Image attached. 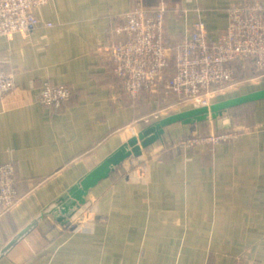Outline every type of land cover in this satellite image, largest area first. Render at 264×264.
I'll use <instances>...</instances> for the list:
<instances>
[{
  "label": "crops",
  "instance_id": "obj_1",
  "mask_svg": "<svg viewBox=\"0 0 264 264\" xmlns=\"http://www.w3.org/2000/svg\"><path fill=\"white\" fill-rule=\"evenodd\" d=\"M240 1L48 0L35 13L56 27L0 40V61L16 73V87L0 99V165L14 162L19 191L16 206L0 218V253L89 171L177 103L145 91L133 107L117 104L120 84L112 62L99 52L110 17L139 3L178 9ZM193 20L167 19L166 38L174 51ZM203 21L217 41L228 16L214 10ZM45 82L71 86L73 99L59 109L43 106ZM240 114L235 128L240 137L215 147L187 149L174 142L218 129L216 120L167 127L139 164L120 165L90 191L76 209L88 219L81 230L40 223L0 264H264V99L243 105Z\"/></svg>",
  "mask_w": 264,
  "mask_h": 264
},
{
  "label": "built area",
  "instance_id": "obj_2",
  "mask_svg": "<svg viewBox=\"0 0 264 264\" xmlns=\"http://www.w3.org/2000/svg\"><path fill=\"white\" fill-rule=\"evenodd\" d=\"M48 0H0V40L29 38L40 29L56 27L53 22H41L36 10ZM222 10L228 23L219 39L209 37L203 21L206 13ZM193 18L189 36L175 51L168 45L166 21ZM111 24L99 46V52L113 64L114 78L119 82L116 102L120 107H133L143 92L163 91L172 94L179 104L195 102L210 105L218 96L239 91L247 85H259L264 80V0H242L226 7L146 8L139 3L128 11L110 17ZM253 63V72L236 73L235 65ZM16 87V73L7 70L0 61V99ZM74 97V89L66 84L45 82L39 102L46 107L62 108ZM179 104L173 110L179 108ZM169 113L167 112L168 115ZM242 131L225 130L208 134L196 133L179 138L176 146L195 149L215 147L234 142ZM19 199L17 168L14 162L0 165V218L12 210ZM81 210V211H80ZM88 212V210H87ZM87 217L79 209L69 219L66 228L81 230Z\"/></svg>",
  "mask_w": 264,
  "mask_h": 264
},
{
  "label": "water",
  "instance_id": "obj_3",
  "mask_svg": "<svg viewBox=\"0 0 264 264\" xmlns=\"http://www.w3.org/2000/svg\"><path fill=\"white\" fill-rule=\"evenodd\" d=\"M262 99H264V88L234 98L215 101L210 105L201 104V106L186 110H178L156 119L89 171L62 195L56 203L48 206L40 216L28 224L19 232L16 238L3 248L0 258L39 226L40 223H43L48 228L54 226L56 222L67 226L68 219L98 183L108 178L115 172L117 167L124 164L128 159L141 156L145 149L161 140L167 127L175 123L189 125L201 122L210 123L211 120L218 121L230 109Z\"/></svg>",
  "mask_w": 264,
  "mask_h": 264
},
{
  "label": "rangeland",
  "instance_id": "obj_4",
  "mask_svg": "<svg viewBox=\"0 0 264 264\" xmlns=\"http://www.w3.org/2000/svg\"><path fill=\"white\" fill-rule=\"evenodd\" d=\"M205 6H207V5H205ZM191 7H193V6H191ZM222 7H226V6H222ZM261 88H264V80H262L261 84H259L257 86L256 85H254V86L253 85H247V86L242 87L239 91L231 92V93H229L228 95H225V96H218L217 98H215L214 101H221V100H225V99H228V98H234V97L240 96L242 94H247V93H250V92H254L257 89H261ZM165 101L168 102V103L170 102L169 99H166ZM171 101H174V99L171 100ZM176 105H177V103L174 104V106H176ZM196 106H201V104H198V103H195V102H184V103H182L181 107L178 108V110H186V109L193 108V107H196ZM170 111H171V108H166L165 109V113L170 112ZM176 111L177 110H172L170 113H173V112H176ZM241 114H243V113H241ZM241 114H240V107L239 108H235V109H230L228 112H226L217 121L219 123V127L217 126L218 130H217V128L216 129H212V130H210L211 128L210 129L209 128H205V130L200 132V133L201 134H208V133H211L213 131L214 132L215 131L219 132V131H225V130H235V128H238L237 124L240 123V115ZM154 120L155 119H153L152 121H154ZM229 120H230L231 124L227 123V121L229 122ZM142 157L143 156L131 157L124 164H126L125 166H130V168H133L135 164L137 165V164L140 163L138 160L140 158H142ZM123 167L124 166H121L120 168H122V172H124V174H125L126 172L124 171ZM120 173H121V171H120Z\"/></svg>",
  "mask_w": 264,
  "mask_h": 264
},
{
  "label": "trees",
  "instance_id": "obj_5",
  "mask_svg": "<svg viewBox=\"0 0 264 264\" xmlns=\"http://www.w3.org/2000/svg\"><path fill=\"white\" fill-rule=\"evenodd\" d=\"M243 63H241V62H238L236 65H235V69H236V73L238 74V75H240V76H242V75H245V74H247V73H252L253 72V63L251 62V60H250V62L248 63L249 65L247 66V68L245 69V70H243L242 69V67H241V65H242ZM162 94L163 96H164V93H163V91L162 90H160L159 92H158V94ZM168 98H170V99H176V96L175 95H171V96H169ZM248 104H250V103H248ZM243 106V105H242ZM242 106H239V107H242ZM239 107H235V108H239ZM235 108H232V109H235ZM244 115H241V117H243ZM243 120V119H242ZM241 119H240V121H242ZM201 123H204V122H201ZM207 123V122H206ZM205 123V124H206ZM218 130V129H217ZM191 136V135H190ZM187 137H189V136H187ZM184 138H186V137H184Z\"/></svg>",
  "mask_w": 264,
  "mask_h": 264
}]
</instances>
